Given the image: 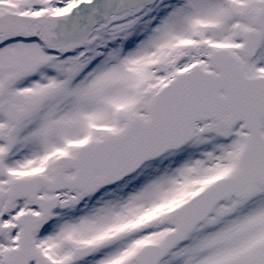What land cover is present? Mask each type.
Returning a JSON list of instances; mask_svg holds the SVG:
<instances>
[{"label": "snow or ice", "instance_id": "obj_1", "mask_svg": "<svg viewBox=\"0 0 264 264\" xmlns=\"http://www.w3.org/2000/svg\"><path fill=\"white\" fill-rule=\"evenodd\" d=\"M0 264H264V0H0Z\"/></svg>", "mask_w": 264, "mask_h": 264}]
</instances>
